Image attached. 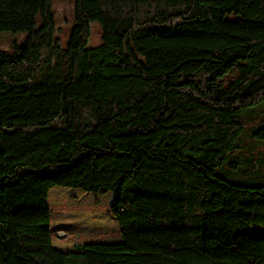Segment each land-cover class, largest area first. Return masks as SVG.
<instances>
[{"label": "trees", "instance_id": "1", "mask_svg": "<svg viewBox=\"0 0 264 264\" xmlns=\"http://www.w3.org/2000/svg\"><path fill=\"white\" fill-rule=\"evenodd\" d=\"M3 31L0 264H264V0H75L66 40L53 0H0ZM55 186L112 191L122 241L57 249Z\"/></svg>", "mask_w": 264, "mask_h": 264}, {"label": "rangeland", "instance_id": "2", "mask_svg": "<svg viewBox=\"0 0 264 264\" xmlns=\"http://www.w3.org/2000/svg\"><path fill=\"white\" fill-rule=\"evenodd\" d=\"M54 12L58 24L62 26L60 35L65 40L73 24V10L75 0H53ZM26 32L3 31L0 33V48L10 49L14 42L22 43ZM101 43V27L97 22L92 24L90 46ZM257 118L256 122L248 121L242 135V146L246 153L257 157H264V139H256L254 132L264 120V104L254 107L250 113ZM258 182H264V170L256 172ZM57 192L49 196L48 201L53 209L52 230L53 243L57 249L64 252L76 251V245L86 242H119L122 234L118 220L112 213L114 193L87 192L79 188L55 186ZM59 193L65 194L67 199L57 201ZM62 231L67 236L57 235Z\"/></svg>", "mask_w": 264, "mask_h": 264}, {"label": "built area", "instance_id": "3", "mask_svg": "<svg viewBox=\"0 0 264 264\" xmlns=\"http://www.w3.org/2000/svg\"><path fill=\"white\" fill-rule=\"evenodd\" d=\"M57 235L61 236V237L67 236V234L65 232H62V231H57Z\"/></svg>", "mask_w": 264, "mask_h": 264}]
</instances>
